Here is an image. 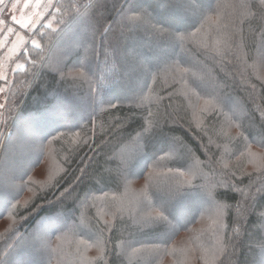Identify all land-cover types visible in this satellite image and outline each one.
Masks as SVG:
<instances>
[{
    "label": "trees",
    "instance_id": "1",
    "mask_svg": "<svg viewBox=\"0 0 264 264\" xmlns=\"http://www.w3.org/2000/svg\"><path fill=\"white\" fill-rule=\"evenodd\" d=\"M137 1L57 0L58 29L38 26L33 35L41 48L29 43L18 55L25 67L13 73L3 93L1 128L10 133L0 138V176L3 169L14 174L20 165L23 168L8 193L15 201L0 211V222L10 209L14 216L8 219V229L0 232V264H10L12 252L41 221L47 220L55 235L63 236L72 228L80 240H87V234L99 236L107 220L98 216L94 204L102 198L118 203L114 199L121 202L131 194L141 198L145 190L137 183L145 186L150 170L161 173L167 168L187 174L170 180L168 198L173 200L165 190L153 197L157 204L165 202L168 221H140L121 209L122 220L115 219L112 231L104 230L105 250L96 258L97 264H125L118 250L122 242L130 245L132 259L148 255L143 264H183L180 253L187 242L196 236L204 245L213 231L212 220L200 215L203 205L191 199L208 195L224 205L220 232L224 242L213 248L216 258L206 264H264V226L255 229L264 218V191L256 192L264 185L260 0H146L141 5ZM217 14L218 23H206V17ZM130 16L141 19H126ZM160 29L185 36L200 31L179 45L161 36ZM69 42L75 47L66 54L64 46ZM31 60L39 62L33 65ZM174 65L197 73L187 78L190 85L196 80L200 86H186L174 71H168ZM79 67L84 68V76L69 74ZM133 80L140 85L128 83ZM117 88L123 96H107ZM86 109L88 114L81 120L71 118V110ZM48 145H54V157H61L63 170L55 185L42 189L35 175L46 161ZM34 150L35 156L22 158V152ZM141 162L138 173L128 170ZM117 168L125 171L126 180L116 176ZM38 189L43 192L35 194ZM21 196L33 199L21 208ZM181 199L192 202L194 210L182 217L184 227L173 232L177 221L171 212ZM138 203L133 200V205L139 207ZM71 211L68 221L75 225L55 222ZM112 213L108 208L107 214ZM154 223L158 224L155 231L171 227L170 231L152 236L144 228ZM157 247L159 251L153 250ZM42 248L46 255L33 264H57L56 256Z\"/></svg>",
    "mask_w": 264,
    "mask_h": 264
},
{
    "label": "rangeland",
    "instance_id": "2",
    "mask_svg": "<svg viewBox=\"0 0 264 264\" xmlns=\"http://www.w3.org/2000/svg\"><path fill=\"white\" fill-rule=\"evenodd\" d=\"M79 1L83 2V1H87V0H79ZM145 1L146 0H138L136 4L141 5ZM15 2H16V0H5V4L7 5V7L4 9V11L2 13H0V20H2L4 22L3 25H0V41L4 40L5 37L7 38V42L4 43L3 47H0V72H3L7 76L6 81L0 79V89H3V91L0 92V104H5L3 93L6 92L7 89L9 88L13 73L17 70H20V69H16V64L17 63L25 64V62L22 59H20L18 57V55L20 54L21 51L24 50V48L26 47L27 44L31 43V40L35 39V40L39 41V39L34 37V35H33V32L36 30V28L40 25H45L47 27H48V25H51V27H49V28H52L53 30H57L59 27L58 23H57L58 14H56L57 13V11H56L57 0H53L54 7L48 9L45 12L44 18L41 20V22L36 24L31 29L22 28L21 25L17 24L13 20L12 17L16 16L17 19H19L22 12L29 13V12L33 11V9L24 8L23 5H24L25 0H19L17 10L13 11L11 8V5H12V3H15ZM32 2L34 3L35 0H32ZM45 2H47V0H45ZM0 7H3V6H0ZM154 16H155L154 18H156V13L154 14ZM186 21H187V19H186ZM8 27H11L14 30L15 34L8 33L7 32ZM134 27H136V26H134ZM144 30L145 29H143L142 32ZM16 34H19L20 36L24 37L25 46L23 49H18L16 52H12L10 50L12 49L14 42L17 40ZM76 37H78V32L73 34L71 40H73ZM74 47H75L74 44L69 42L68 44H66V46H64L65 53L66 54L72 53ZM134 68L138 69V68H140V65L134 66ZM13 69H15V71H13ZM128 83H132L131 85L133 87H138L140 85L137 80L128 81ZM110 94H116L118 96H123L124 91L117 88L114 93L108 92L107 96H109ZM3 109H0V138H2V136L6 137L10 133V130H8L7 127L5 129L1 128V118L3 116ZM86 114H88V109L80 111V112H76L75 110L70 111V115H72L71 118L75 119L76 121H79L82 118H84L86 116ZM2 140H3V138H2ZM54 150H55L54 145H50V146L48 145L46 147V150H45L46 161H44L42 168L35 175L36 176L35 182L37 184H39L40 186H42L43 187L42 189H44V188L54 184L55 182H57L56 180L59 178V176L61 175L62 170H63L62 165L60 166V161H61L60 158L61 157L60 156L54 157ZM56 151H58L57 148H56ZM140 151H141V149L139 150V152ZM35 154H36V150L32 151L29 154H24L22 152L21 156L24 160H26L30 156H35ZM0 156H1V149H0ZM10 159H12V157H10ZM10 159H9V161H10ZM143 165H144V162H141V163L133 166L131 169H128V170L130 172L134 171L136 174L141 170ZM22 168H23V165H20V167L18 168V170L14 174L9 173L5 169H3V174L0 176V183L2 185L0 187V189H2V191H3L2 193H4V195L2 193H0V211L4 210V208L6 209L10 203L15 201V198H8L9 197L8 193H9L10 189L15 186V181H16L15 177L22 173ZM169 183H170V181H169ZM139 184H140L139 188H143L145 190L146 184H145V186H142V184H143L142 182L137 183V185H139ZM169 188H170V185L166 186L164 188L165 192L169 193V190H168ZM42 189H38V190L34 191V193L36 194V193H38L37 191H41ZM41 192H43V191H41ZM206 192L208 194L207 190H206ZM35 194H33V195H35ZM134 195L131 194L125 198H122L121 202L119 199L118 200L114 199V201H117L118 203L112 202L111 198H109L108 201L106 199L102 198L103 202H100L98 204H94L95 205L94 210H95V212H97L98 216L101 215L102 218H104L107 221H112L113 224H114L115 220H112V216H109L107 214L108 208L114 210V212L116 213V219H121V217H122V215L120 214V211H117V209L121 210L124 208L132 216H138L137 215L138 206L136 204L133 205V200L139 201V203H140V201L143 199V195L141 198H139V196L137 194H136L138 196L137 198ZM170 196L171 195L169 193L167 198ZM208 197H209V195H208ZM208 197L203 199V196H202V198H201V196H198L197 199H196V197L191 198V199L196 201V202H199V204L201 203L203 205L202 210L203 209L204 210L200 213V215L202 217H206V218H209L210 220H212L211 225L213 226V231L207 237L206 243L204 245L201 244V242L197 239L196 236L191 238L192 240L190 242H187L186 247L182 248V254L180 253V257L184 259L183 264H199V262L201 264H206L208 261L210 263H212L216 258L215 251L213 248L217 247L218 245H221V243L224 242L223 241V235L220 233L222 228H223V223H224V205L220 202L213 201L212 198H208ZM32 199L33 198H22V196H21V198H19V200H18V205L22 208ZM168 199L173 200V197L168 198ZM184 199H181L178 206L175 209H173V211L171 212L172 216L174 217L175 221H177V223L181 221V219L184 215H189V213H192L194 210V208L190 209L192 202H190V203L185 202ZM210 199H212V201H210ZM87 203H90V199H88ZM139 203H138V205H139ZM188 206H189V208H188ZM11 210L12 209H10L9 211H7L5 213V215H4L5 220L0 222V232H3L5 229H8V227H9L8 219L14 218V216H11ZM72 213H73L72 211L68 212V215H66V217L59 216L56 219L57 221H55V222H58V224H61V223L65 224L67 226L72 225V224L75 225L76 222H69L68 221L69 217L73 216L74 213L73 214ZM127 217H129V216H127ZM121 220H120V222H121ZM205 221L207 222V220H205ZM136 222H138V221H136ZM136 222L133 223V227H136V224H137ZM80 224H82V223H80ZM157 226H158V224L154 223V225L148 226L147 228H144V229H148V230L150 229L151 234H153L152 236L162 237L163 235L167 234L171 228V227H168L167 229L162 230V231H155L156 230L155 227H157ZM263 226H264V218L255 227V229L261 228ZM73 227L76 228L78 226H73ZM130 228H132V225ZM72 230L74 231V229L69 228L63 236L58 235V234L55 235L53 232H51V226L47 222V220L44 222L41 221L39 223L38 227L34 230L33 234L28 239L23 241L21 247L12 252V255L10 258V260H11L10 264H28V263L33 264V262L37 263V261L39 259H41L42 256H45L47 253V251H44L43 248L40 249V247H43V246H45L48 249L49 253H52L53 255L56 256V259L55 258H53V259L57 264H73V263H75V264H97L96 258L100 257L102 254L100 252L99 247L96 246V241H97V239H99V236L94 235L90 229L84 228V230L88 231V233H92V234L86 235L87 241H89V243L92 246L86 247L83 244H78L80 239L76 238L78 235L74 234L72 232ZM253 231H255V230H253ZM216 233H218V234L216 235ZM151 234L149 233L148 235H151ZM57 236H60L61 239L57 240L56 239ZM254 236L255 235H252V238ZM184 244H186V243H184ZM58 245H60V251H59V254L57 255V253H58V250H57L58 247L57 246ZM78 247H79V252L77 251ZM104 247H105V242H104ZM217 248H219V247H217ZM118 250H119L120 255H122L124 257V259H126L125 264H140V263L143 264L144 262H146V259L148 258V255H143L142 258L140 256H138V257L136 256V257H133V259H132L131 258L132 256H129V255H131L130 254L131 248H130V245L127 244V242L119 243V249ZM42 251H44V252H42ZM82 256L84 257V259H81ZM70 257L74 259L73 263H72V260L70 259Z\"/></svg>",
    "mask_w": 264,
    "mask_h": 264
},
{
    "label": "snow or ice",
    "instance_id": "3",
    "mask_svg": "<svg viewBox=\"0 0 264 264\" xmlns=\"http://www.w3.org/2000/svg\"><path fill=\"white\" fill-rule=\"evenodd\" d=\"M19 0H16L15 3H12L11 8L13 11L17 10V6H18ZM0 13H2L4 11V9L7 7V5L5 4V0H0ZM24 8L26 9H33V11L29 12V13H21V16L19 19H17L16 16H13V20L21 25L22 28L25 29H31L33 28L36 24L40 23L41 20L44 18V14L45 12L54 7L53 4V0H47V2H45V0H35V2L33 3L32 0H25ZM71 7L76 11L79 12V8L77 7V5L73 4L71 5ZM260 7L262 10H264V0H260ZM57 12H60L61 9L60 8H56ZM126 19L128 20H138L141 19V17L139 16H130V17H126ZM219 20V14H217L215 17L214 16H208L206 17V23L207 24H216L218 23ZM3 21L0 20V25H3ZM48 27H51V25H48ZM111 26H107L105 27L104 33L106 34L108 31H110ZM200 31V29H197L196 32L190 33L189 36H196L197 33ZM7 32L8 33H14V30L11 27L7 28ZM159 34L161 36H165L167 39L173 41L176 44L179 45H183L188 39L189 36H185L182 35L178 32H171V31H166L163 29L158 30ZM17 35V40L14 42L13 47L10 51L12 52H16L18 49H23L25 46V39L23 36H20L19 34ZM7 42V38L5 37L4 40L0 41V47H3L4 43ZM31 43L34 45L35 48L40 49L41 48V44L38 40H31ZM219 51V50H218ZM40 60H43L44 58L41 56L39 58ZM39 61L38 60H31L30 63H32L33 65L37 64ZM25 64L23 63H17L16 64V69H21L24 68ZM13 71H15V69H13ZM148 72V74L151 76V69H147L146 70ZM169 72L174 71L179 78L183 81V83L186 86H192L195 85V87H199V82L196 80L192 81V85L189 84V79L187 78L189 75H191L192 77H196L197 73L193 72L190 68L188 67H180L178 65H174L171 68L168 69ZM70 75H73L74 78L75 77H82L85 75V70L83 67H79V68H74L72 70L71 73H69ZM152 82H155V77L152 76ZM0 79L2 80H7V76L3 73L0 72ZM195 90V88L193 89ZM3 89H0V92H2ZM210 101H205L206 105H210ZM5 107L4 104H0V109H3ZM114 107V105H113ZM149 117L152 116V113L149 112L148 113ZM161 119H166L165 116H161ZM62 135V134H61ZM58 137H54V139H56ZM251 146L249 145V148ZM83 171V170H82ZM259 171V169H258ZM116 172V176L118 178H122V179H127V175L126 173L120 169L117 168L115 170ZM187 174L183 171L180 170V168H167L165 171L161 172V173H155V170H150L148 175H147V181L148 183L146 184L145 187V191L143 193V199L140 201L139 203V207H138V212L137 215L139 217L140 221H144V222H159V221H168V216L165 214V202L161 201V203L157 204L153 197L157 195V193L161 192L164 190V188L166 186H168L169 181L175 177V176H179V177H185ZM264 179V178H262ZM188 183H190V181H187ZM177 183H181L180 181H177ZM169 192H171V188L168 189ZM177 191H179V189H177ZM264 191V185H262L261 187H257L256 188V192H262ZM117 211H121L119 209H117ZM116 219V213H112V220ZM114 227V224L112 223V221H105V229L107 231H112V228ZM180 227H184V225L180 222H178L176 225L172 226V230L173 232L178 231ZM105 229H101L99 231V239H97L96 241V246L99 247L100 252L103 253L105 250L104 247V230ZM57 240H60L61 237L57 236L56 237ZM78 244H83L86 247H91L92 245L89 243V241L87 240H83L81 239ZM142 248H144V246H141ZM155 251H159V248H155L153 249ZM77 251L79 252V247L77 248ZM133 251H140V249H133ZM81 259H84V257L82 256Z\"/></svg>",
    "mask_w": 264,
    "mask_h": 264
}]
</instances>
